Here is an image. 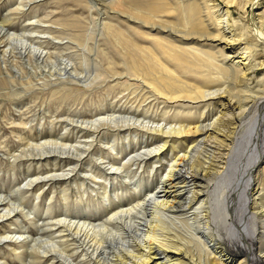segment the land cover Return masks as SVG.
<instances>
[{"label":"bare ground","instance_id":"6f19581e","mask_svg":"<svg viewBox=\"0 0 264 264\" xmlns=\"http://www.w3.org/2000/svg\"><path fill=\"white\" fill-rule=\"evenodd\" d=\"M112 4L125 15L107 19L104 25L123 56L127 80L117 83L131 94L140 91L146 100L153 99L151 103L155 99L164 113L151 119L145 116L149 110L139 114L121 106L105 115L97 112L91 120H68L65 124L75 126L80 137L72 140L62 134L23 152L70 156V167L59 172L54 167L45 176L28 174L18 189L7 196L0 193V220L25 212L19 190L40 179L57 183L80 171L83 158L102 138L114 147L116 141L127 140V145L139 139L141 149L136 147L121 163L110 159L104 164L100 152L96 165L107 178L129 179L134 188L142 175L146 190L140 185L136 203L119 199L103 220L79 219L65 210L54 221L36 224L51 230L46 237L4 233L0 243L36 241L28 253L29 264H188L189 249L190 264H203V252L207 264H264V0ZM51 21L66 25L60 18ZM34 28L15 33L0 25V63L8 78L16 75L24 81L34 76L49 85L69 84L51 89L50 95L64 91L66 96H82L94 87L111 96L110 77L122 73L105 48H100L104 63L83 56L92 67L80 70L64 53L52 62L48 44L56 39L49 35L53 29ZM93 37L89 33L88 38ZM151 173L154 184L148 182ZM79 180L82 186L89 182L86 177ZM12 195L16 202L10 201Z\"/></svg>","mask_w":264,"mask_h":264},{"label":"rangeland","instance_id":"374dc122","mask_svg":"<svg viewBox=\"0 0 264 264\" xmlns=\"http://www.w3.org/2000/svg\"><path fill=\"white\" fill-rule=\"evenodd\" d=\"M19 5L23 9L18 7ZM124 16L122 9L113 5L112 0H0V25L6 27L10 32L18 33L26 27H35L34 29L39 31L48 26L53 29L54 32L49 35L54 36L56 39L52 40V44H48L50 47L48 48L49 51L53 53L51 56L52 62L53 59L55 61L60 54L64 53L73 58L72 62H75L80 70L88 69V71H91L92 66H87L83 62V56H85L86 60L92 58L96 63H104L103 55H100V48H105L108 55L118 60L117 71L122 73L120 75L116 74L112 78L110 77L111 86L114 87L111 88V96L107 94L109 93L108 91L97 92L94 87L85 89V93L82 96H66L64 91L50 95L51 89H66L69 84H45L42 80L37 81L38 78L31 77L29 69H25V71L28 72V76L32 79L21 81L20 77L15 75L16 78L12 80L8 78V71L0 63V193L4 196H7L10 190L15 191L16 188L18 189L20 183L27 181L26 179L29 178L28 174H33L35 177L41 173L42 176H45L54 167L57 169V171L55 170L56 172L66 169V166L70 167V165H67L69 164L67 162H72V159H69L71 158L70 156H58L56 153L42 157L40 155L32 156L26 154L27 148L31 149L34 144L47 138L56 139L57 136L63 134L66 139H76L80 133H76L75 126L70 125V127L65 124L68 120L75 118L91 120L97 112L103 111L105 113L101 115H105L106 113H112V110L121 108V106L126 110L131 109L139 114L149 110L145 113V116L151 119L162 116L164 107L162 108L160 105L158 107L159 102L155 99L151 103L153 99L146 100L141 96L140 91L136 90L133 91L134 94H131V92L124 90V87L117 83L118 80L119 83L127 80L126 72H124L123 56L120 49L114 45V40H111V36H108L105 31L107 26L104 25L105 22H108L107 19L113 20V18ZM100 17L102 18L101 23L97 21ZM42 18L45 20L44 22H42ZM58 18L63 19L66 25L61 26L51 21ZM37 20L41 22L38 24V22H35ZM89 33L94 34L95 37L88 38ZM57 45L67 46V48L59 47L57 49L55 48ZM93 46L96 47L94 50H92ZM85 66L86 68H84ZM40 82L46 86H43ZM169 120L171 121L172 119ZM126 142L125 140L116 141V146L114 147L111 140L102 138L94 143V147L86 155L87 157L83 158L80 171L74 173L75 175L70 174L64 177L66 178L65 180H71L68 183L62 182L65 181L64 178L56 180L58 181L57 183L47 181L49 178L40 179L31 187L19 190L20 199L18 200L23 204L25 212L14 218L1 219L0 236H3L4 233H9L18 237V233H22L23 238H26V233L27 236H32L31 239H35L39 234L46 237L51 230H47L48 228L40 230V227L36 224L54 221L62 217L59 213L65 212V210L79 219L88 220L91 217L89 220L99 218L103 220L105 218L103 215L108 212L110 207L116 206L119 199L125 200L127 205L136 203L139 190L146 188V185L143 184V181L147 180H144L145 177L140 175L141 177L137 178L139 184L135 189L131 186L129 179H113V177L110 179L109 176L107 178V173H103L96 165L97 153L101 152L104 164L110 163L109 161L111 160L115 161V163H121L125 160V157L133 154L136 147V149H141L137 137L135 140L134 138L128 140L127 145L129 148L126 147ZM23 151H26V153ZM93 151H96L94 152L96 154ZM19 153L21 154L18 155ZM90 154L92 155L90 156ZM166 156L167 158L171 157L170 153ZM56 157L61 160L55 161ZM150 176L151 179L148 182L154 184L156 177L152 173ZM85 177L88 178L89 182L84 187L79 179ZM74 179L76 184L73 182ZM119 182L122 184L120 185ZM140 185L141 187L143 186L142 189ZM103 190L106 191L103 192ZM14 196H10L11 202L15 201L14 199L16 198ZM64 196H67L68 199L64 200ZM5 201L4 203L7 206L8 200ZM21 204H19L20 207H22ZM99 214L102 215L100 216ZM96 222L98 220L94 223ZM19 240L18 242L16 241V245L8 241V239L4 240L3 243L1 242L2 244L0 243L2 245L0 264H29L28 253L32 251V246L37 242L34 240L30 242L28 240L23 242V239ZM203 254L202 262L207 264V254L204 252ZM192 256L193 251L189 249L190 258L188 259L190 261L186 260L188 264L191 263ZM245 257L249 261L248 255H244Z\"/></svg>","mask_w":264,"mask_h":264}]
</instances>
